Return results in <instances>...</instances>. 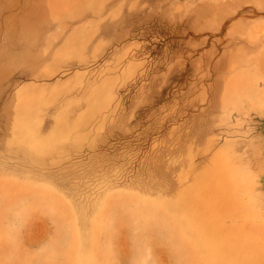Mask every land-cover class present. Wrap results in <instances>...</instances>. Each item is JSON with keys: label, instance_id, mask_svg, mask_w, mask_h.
<instances>
[{"label": "rangeland", "instance_id": "rangeland-1", "mask_svg": "<svg viewBox=\"0 0 264 264\" xmlns=\"http://www.w3.org/2000/svg\"><path fill=\"white\" fill-rule=\"evenodd\" d=\"M263 41L264 0H0V264H264Z\"/></svg>", "mask_w": 264, "mask_h": 264}, {"label": "bare ground", "instance_id": "bare-ground-1", "mask_svg": "<svg viewBox=\"0 0 264 264\" xmlns=\"http://www.w3.org/2000/svg\"><path fill=\"white\" fill-rule=\"evenodd\" d=\"M264 42V41H263ZM264 45V44H263ZM263 45H262V47H263ZM261 47V49H263ZM264 54V49H263V51L261 50V52L259 53L260 55L261 54ZM249 52H246L245 54H244V56L242 57L243 58V60H244V63H245V65H246V67L243 69V79H245L244 80V82H246V87H241V88H238L239 90H241V92H242V96L241 97H243L244 96V98H245V102L248 104V106L249 107H252V108H257V105H256V103H258V99H259V96L261 95V96H263L264 97V85L262 86V87H259V85L257 84L258 83V80H259V78H260V75H261V77H263L262 76V74H264V73H261L260 74V72H258V70H260V69H254V71H255V74H251V69H250V67H249V65H250V63L252 62V60L254 59V58H257V57H250L249 55ZM258 60V59H257ZM256 60V62H258ZM264 60V59H263ZM240 61V60H239ZM259 63V62H258ZM263 69H264V67H262ZM264 78V77H263ZM262 78V79H263ZM262 79H260V80H262ZM264 82V81H263ZM261 84V83H260ZM262 85V84H261ZM231 88V87H230ZM257 100V101H256ZM244 102V103H245ZM243 105V104H242ZM241 105V106H242ZM244 106H245V104H244ZM243 106V107H244ZM247 106V105H246ZM235 107H237L236 105H234V106H232V107H230L229 109H232V108H235ZM239 107V106H238ZM243 107H239V108H243ZM238 108V109H239ZM245 108V107H244ZM247 108V107H246ZM246 108H245V111H246ZM249 109V108H248ZM248 109H247V111H248ZM258 109H260L261 111H264V100L262 101L261 100V102L259 103V105H258ZM245 113V112H244ZM243 113V114H244ZM253 114V113H252ZM246 116V115H245ZM250 116V115H249ZM252 118H254V117H252ZM247 129V128H246ZM247 130H249V129H247ZM246 130V131H247ZM248 132V131H247ZM251 136V135H250ZM247 138H249V137H247ZM246 138V139H247ZM252 138V140H253V136L251 137ZM249 140H251L250 138L248 139V141ZM252 140H251V142H252ZM244 142V141H243ZM247 142V141H246ZM245 142V143H246ZM253 142H256V141H253ZM248 143V142H247ZM249 143H250V141H249ZM248 143V144H249ZM246 145V144H245ZM250 145V144H249ZM251 145H253V143H251ZM251 145H250V147H251ZM226 146H227V148H229V149H231L232 151H234V148H235V145H234V143H233V141H227L226 142ZM254 146V148L257 146V145H253ZM246 147V146H245ZM248 148H249V146H248ZM253 148V147H252ZM247 149V148H246ZM245 150V149H244ZM243 150V151H244ZM252 149H250V151H251ZM261 150V149H260ZM262 151V150H261ZM260 151V152H261ZM242 153V152H241ZM243 153H245V151L243 152ZM252 153V152H251ZM238 155L239 154H234V155H231V154H228L227 155V157L226 156H224V155H221V154H216V156H218V160H220V164H223V165H220V164H217L218 165V168H219V170H220V173H218V175H217V178H216V183H218L217 184V186L219 185V183H221L222 185H226V184H229V183H231V188H230V191H225V192H227V193H229V192H236V191H238L239 189H242V191H244V198L245 199H250L251 200V197H250V194H251V189H250V187H243V180H244V178L246 177V176H248L249 178H250V181L253 183V177H252V175L254 176V173H253V171L251 170V166H249L248 165V163L247 162H250V161H247V162H244V163H247V164H244V163H242L241 161V156H240V158L238 157ZM240 155H242V154H240ZM243 155H245V154H243ZM254 155V154H253ZM215 156V157H216ZM255 156V155H254ZM254 156H251V159H253V157ZM229 157H232V158H236V160H234V159H230ZM247 157V156H246ZM250 157V156H249ZM243 159V158H242ZM245 159V158H244ZM243 159V160H244ZM254 159H257V158H254ZM247 160H249V159H247ZM245 161V160H244ZM251 163V162H250ZM258 167V166H257ZM259 168H261V167H259ZM258 168V169H259ZM261 171H262V168H261ZM228 174V175H227ZM219 177V178H218ZM224 191V189H218L217 187H216V193L217 192H223Z\"/></svg>", "mask_w": 264, "mask_h": 264}, {"label": "flooded vegetation", "instance_id": "flooded-vegetation-1", "mask_svg": "<svg viewBox=\"0 0 264 264\" xmlns=\"http://www.w3.org/2000/svg\"><path fill=\"white\" fill-rule=\"evenodd\" d=\"M263 114H256V130H255V137H256V144L261 145L262 151H264V118Z\"/></svg>", "mask_w": 264, "mask_h": 264}]
</instances>
